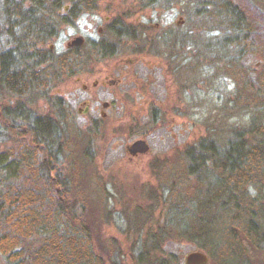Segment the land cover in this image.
<instances>
[{
	"label": "trees",
	"instance_id": "obj_1",
	"mask_svg": "<svg viewBox=\"0 0 264 264\" xmlns=\"http://www.w3.org/2000/svg\"><path fill=\"white\" fill-rule=\"evenodd\" d=\"M64 3L0 0V256L8 264H179L163 258V248L177 240L204 250L208 264H252L257 253L264 256L263 124L253 125L256 143L241 138L222 150L213 142L202 145L180 175L149 190V209L136 208L141 226L135 225L139 234L129 261L120 247L98 250L85 198L65 173L62 101L47 114L36 105L65 76L115 55L126 33L116 22L110 32L117 41L106 36L75 52H57L47 46L58 35L57 25L98 6L96 0H77L66 11ZM212 4L227 29L242 33L244 46L264 54L263 10L251 0Z\"/></svg>",
	"mask_w": 264,
	"mask_h": 264
},
{
	"label": "rangeland",
	"instance_id": "obj_2",
	"mask_svg": "<svg viewBox=\"0 0 264 264\" xmlns=\"http://www.w3.org/2000/svg\"><path fill=\"white\" fill-rule=\"evenodd\" d=\"M97 1L95 12L77 26L62 25L47 46L63 52L78 35L117 41L110 32L116 22L126 37L115 55L65 76L36 108L47 114L62 101L60 113L68 122L65 173L85 198L98 250L120 247L129 261L139 234L135 225L141 226L136 208L149 209V190L180 175L202 145L213 142L222 150L241 138L256 143L253 125H264V54L227 29L214 0ZM251 1L264 11V0ZM138 139L150 149L131 155L128 146ZM157 215L156 210L151 219ZM163 249V258L179 264L202 250L182 240ZM0 264L8 263L0 256ZM252 264H264V256L257 253Z\"/></svg>",
	"mask_w": 264,
	"mask_h": 264
},
{
	"label": "water",
	"instance_id": "obj_3",
	"mask_svg": "<svg viewBox=\"0 0 264 264\" xmlns=\"http://www.w3.org/2000/svg\"><path fill=\"white\" fill-rule=\"evenodd\" d=\"M84 39L82 37H77L72 43L82 44ZM107 103H105V107ZM150 149L149 144L144 139H138L134 141L130 146H128V151L131 155H138L148 152ZM209 256L202 250H197L190 252L185 259V264H208Z\"/></svg>",
	"mask_w": 264,
	"mask_h": 264
},
{
	"label": "flooded vegetation",
	"instance_id": "obj_4",
	"mask_svg": "<svg viewBox=\"0 0 264 264\" xmlns=\"http://www.w3.org/2000/svg\"><path fill=\"white\" fill-rule=\"evenodd\" d=\"M53 1H61V2H66V1H68L69 3V5H71L72 3H75V1H77V0H53ZM66 11L67 10H69L70 9V7H68V6H65V8H64ZM60 16H67V14L66 13H60L59 14ZM83 16V15H82ZM80 19V18H79ZM79 19H76L75 21H74V19H71L70 21H68V22H60L58 25H57V28H56V31H57V33H58V35L57 36H59V34H60V32H61V30H62V28H63V26H77V21L79 20ZM62 21H65V19L64 20H62ZM70 22V23H69ZM63 25V26H62ZM99 31L101 32L102 31V28H100L99 29ZM77 37H82L83 39H84V42L82 43V44H74V43H72ZM100 40V39H99ZM99 40H94V39H89V38H86V37H84V36H82V35H78V36H76L74 39H72L71 41H69L68 43H67V49L65 50V51H67V50H74V52L75 51H78V50H80V48L82 47V46H84V44L87 42V41H99ZM74 75H79V73L78 72H76V73H74ZM97 83V82H96ZM86 88V87H85ZM105 103H107V106H106V108H108V107H110V103H108V102H105ZM105 103H104V107H105ZM88 107H87V110H86V112L88 111ZM102 115H104L103 113H102Z\"/></svg>",
	"mask_w": 264,
	"mask_h": 264
}]
</instances>
